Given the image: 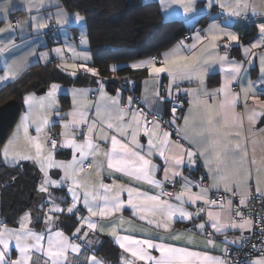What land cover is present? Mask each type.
I'll use <instances>...</instances> for the list:
<instances>
[{"label":"snow or ice","instance_id":"6c2138e0","mask_svg":"<svg viewBox=\"0 0 264 264\" xmlns=\"http://www.w3.org/2000/svg\"><path fill=\"white\" fill-rule=\"evenodd\" d=\"M166 2L180 4L185 13L196 11L195 0H161V4ZM219 6L229 16H240L249 8L246 0H234L232 4L221 0ZM42 7L44 0H28L29 11L33 8L39 11ZM57 8L55 23L67 24L69 13L59 5ZM9 10L10 4L3 0L0 3V15L5 21ZM252 11L256 13L255 5ZM51 19L32 16L31 26L36 30L47 28ZM75 19L81 21L83 17L75 13ZM7 27L12 25L8 24ZM258 29V41L244 48L245 57L254 56L252 50L264 46V21L258 25ZM5 30L0 29V32ZM224 37L229 41L239 40L238 35L214 22L204 35L199 32L196 34L195 42L188 45L187 50L183 49L181 42L163 53L159 67L155 58L132 65L133 68H146L156 83L160 75L166 73L169 78V86L165 89L168 96H171L173 85L180 93L181 82L197 83L195 88L182 90L188 97V111L182 117H177V108L173 106L172 119L167 121L168 127H164L159 112L152 111L153 105L163 103L168 98L161 96L159 89L151 97L144 96L143 102L149 108L145 112L141 108H132L131 96L127 105H124L119 94L109 96L101 84L100 97L95 102L88 99V90H73V107L66 113L68 118L61 125L62 139L58 145L54 137L47 136L45 129L49 125V109L56 104L55 95L59 85L52 84L47 96L38 100L32 95L24 97L29 115L32 116L31 122L36 126V136L29 135V115H25L21 127L28 150L17 151L16 140H10L3 148V158L5 163L13 165L20 161H32L39 166L43 179L38 191L48 198L40 207L47 210L42 212L44 223L40 230H36L33 220L39 222L41 213L33 210L25 211L20 216L17 228L0 224V264H107L95 254L85 252L86 247L92 248L98 243L89 238L90 234L96 232L111 236L122 249L125 255L121 256V264H238L226 259L229 249L227 246L221 248L214 235H223L226 243H240L244 239L243 232L251 231L254 226L251 215L245 216L241 209L255 199L264 204V159L259 162L254 156L250 159L248 152L249 136L254 137L257 131L264 132V128H256L257 123L264 118V99L261 98L264 91H258L250 79L246 85L240 84L239 91L233 88V83L240 79L244 62L229 60L227 54H216L217 42ZM80 41L82 44L86 42L83 33ZM205 41L204 47L197 50V45ZM9 46H0V53H4ZM68 50L72 52L74 61L90 59L87 53H78L71 45H68ZM54 51L63 61L57 67L66 72L71 69L70 75L75 76L81 69L93 76L98 74L95 68L86 67L83 63L64 61L63 49L56 48ZM42 56L46 57L47 54ZM259 59L260 81L264 84V52ZM217 63L223 79L219 87L209 90L205 85V76L208 68ZM22 68L23 64L17 60L6 64L0 82L15 79ZM93 104L95 118L90 120L89 109ZM241 104L243 109L238 110ZM56 115L60 113L57 111ZM83 127H86V131ZM173 133L176 139H173ZM78 136L83 139H78ZM141 137L147 138L146 146L141 142ZM251 143L255 148L258 141L252 139ZM58 147L71 149V159H56ZM32 149L35 154H32ZM155 157H159L163 164L155 163ZM201 159L207 169L204 178L211 180L208 186L193 185L183 175L184 167L192 168ZM253 165L256 166L254 191L249 183L253 178ZM51 169H59L63 175L59 179H52ZM161 170L163 178L158 179L157 173ZM105 173L108 178H112V183L105 182ZM117 175L126 178L128 183H118ZM177 177L183 181L179 191H164L165 182L175 186ZM65 185L71 195V203L63 198L57 203V198L49 188L62 189ZM143 185H147L148 190H144ZM193 186L198 187L199 191L193 192ZM152 189L159 191L153 192ZM221 189L225 196L213 198V193ZM236 197H239V205L234 208L233 200ZM81 202L83 209L87 210V216L78 215L82 211L78 208ZM62 204L67 207H62ZM193 206H197L195 210H189ZM125 208L132 209L133 217L145 222L147 227L137 228L131 220L125 221L122 215ZM65 212L77 220L78 226L71 236L57 227L61 222L57 214ZM117 214L121 215L117 217ZM177 218L188 221H194L195 218L201 222L193 223L196 232L188 229L174 231L173 225ZM105 220L109 223H102ZM259 222L262 225L260 231L264 234V216L259 218ZM125 224H128L127 228H124ZM209 227L213 231H208ZM121 229L126 234H120ZM227 229H238L241 236L228 241ZM137 232L141 235L137 236ZM197 233L204 239L198 240ZM252 247L255 248V245ZM208 249L219 250L224 256L212 255ZM260 252V256L252 259L250 264H264V248Z\"/></svg>","mask_w":264,"mask_h":264},{"label":"crops","instance_id":"0c3cea01","mask_svg":"<svg viewBox=\"0 0 264 264\" xmlns=\"http://www.w3.org/2000/svg\"><path fill=\"white\" fill-rule=\"evenodd\" d=\"M3 0H0V3H2ZM7 2L10 4V10L8 13V19L5 21L4 17L0 15V29H6L3 32H0V46L3 45H9L7 50L4 53H0V76L4 75V70L6 64L11 63L13 60L20 61L23 64L22 71L19 73L18 76H20L24 71H26L28 68L38 65V64H47L50 61L55 62V65L61 64L63 61H61L60 56L54 51L56 48L63 49V55H64V61L68 63H78V64H85L88 63L90 66L91 58L88 61L83 60H73L72 59V52L68 50V45L73 46L78 53H89L90 52V46L86 35V28H81L79 25V21H76L75 19V13L70 12L62 3V0H44V7L40 8L39 11H37L35 8L32 9V11L28 10V0H7ZM35 2V0H34ZM162 18L165 20H182L186 28L188 29V32L191 35V38L189 41L185 42L182 37L178 38L176 41H174L172 44H170L168 47L164 48L159 54H155L159 57L157 60V66L159 67V62L163 59V53L169 52L173 48H175L177 45H180L181 42H183V49L187 50V46L193 44L194 37L199 32L200 35H204L206 29L208 26L212 23H217L221 27H224L228 29L229 31L235 33L238 35L239 40L238 41H229L227 37H224L221 41H218V47L215 50L216 54L220 56H224L227 54L229 60H235L237 62L243 61L244 67L243 70L240 73V79L237 82L233 83V88L236 91H239L240 84H247V81L250 79L252 80L258 91H264V84L260 81V59L259 56L262 52H264V46H262L261 50L260 48L253 49L252 51L255 53L254 56L245 57L244 56V48L250 47L252 43H256L258 41L259 37V29L258 25L264 21V0H246V2L249 5V8L247 12L242 13L240 16H229L226 11L220 8L219 4L221 0H211V6H209V0H195V7L196 11L185 13L183 10V7H181L180 4L170 3L166 2L165 4H161V0H158ZM225 2L232 4L234 3V0H225ZM57 5H59L60 8L64 9L67 13H69V20L67 24L64 25H57L55 23V16L57 13ZM255 5L256 7V13L253 14L252 6ZM36 16L38 18H44L48 19V17H51L52 19L49 22V26L44 29L36 30L31 26V17ZM13 17L17 18V24H13L11 22V19ZM20 21H27L28 23L25 24H19ZM8 24H11L12 27H7ZM85 36L87 39L85 43H81L80 37L81 34ZM75 40V42L73 41ZM228 42V44H226ZM207 43L205 41L203 44L197 45V50L204 47V45ZM228 47H225V46ZM77 46L80 48L77 49ZM47 54L46 57L42 56V54ZM91 53V52H90ZM89 56V55H88ZM54 57L57 58V60H54ZM154 55L133 59L124 63H117V64H111L109 66V80L114 81L117 86L114 92H111L107 89L106 82L102 81V79L97 74L96 76H93L91 73L85 72L83 69L77 71L76 75H79V73H85V74H91L95 79L94 82H88L83 85H63L59 82H54L55 84L59 85L58 90L56 91L55 99L56 104L54 108L49 109L48 112V119H49V125L45 129V132H62L63 129L61 127L64 120H66L68 117L66 116V113L72 110L73 104V90L74 89H84L88 90V99L90 101L95 102L100 97V86L101 84L104 87V91L109 96H117L119 94V97L121 99V93L131 84L132 80L134 79V75H128V74H117L118 70L121 68L127 67L130 68L133 71H138L137 73L141 75L139 79V97H140V106L138 108L143 109L145 112L149 111V108L144 104V96L148 95L151 97L152 93L159 89L161 96H168V93L165 91V89L169 86V78L166 73H162L160 77L158 78V83L154 82L153 78L149 75L146 68H133L132 65L134 63H138L140 61H145L148 59L153 58ZM248 60H251L252 62L249 63ZM91 67V66H90ZM58 68V67H57ZM93 68V67H92ZM60 69V68H59ZM114 69V70H113ZM62 70V69H61ZM64 71V70H62ZM65 73L70 74L71 69ZM17 76V77H18ZM72 76V75H71ZM73 76V77H75ZM16 77V78H17ZM92 77V78H93ZM15 78V79H16ZM15 79L9 78L7 81L0 82V89L7 85L8 83L14 81ZM223 79V73L220 71V65L213 64L208 68V72L205 76V85L206 87L211 90L214 88L219 87L220 83ZM147 81V84L145 83ZM52 83V84H54ZM48 85L45 92L38 93V92H30L27 93L25 96H35L37 100L40 97H46L47 93L49 92L51 85ZM179 87L181 89L180 93H177L175 85L171 88V96H168V98L163 101V103H157L153 105L152 111L153 112H159L160 116H163L169 120L172 119V113H171V105L176 103L181 98L186 99L185 107L180 114L179 117H182L184 114L188 111V104L187 100L188 97L184 95L183 89L187 88H195L197 87V83L193 81L192 83H189L188 81L181 82L179 84ZM68 96V103L67 106L63 107L62 102L60 100L61 96ZM24 96V97H25ZM127 97V96H126ZM262 99H264V95L261 96ZM45 103L47 104L48 101L45 100ZM122 103V102H121ZM251 103V101H249ZM136 109V108H135ZM134 109V110H135ZM243 105L241 104L238 110H242ZM59 112L60 115L57 116L56 112ZM34 114V113H33ZM25 115H29V107L24 102V108L19 113L14 125L12 126V129L2 145L0 146V156L3 161V163L7 167H17L22 165L23 163H28L29 167L32 169V174L34 172V176L36 179V185H35V192L34 197L39 198L38 202L35 204L33 201L28 202L29 207L23 210L20 215L16 218V221L14 224H8L4 222L1 218L0 213V224H6L10 228H17L19 227V224L17 223L20 216L25 212L29 210H33L34 212L41 213V219L39 222H37L35 219L33 220V224L35 225L36 230H40L43 227V216L42 212L46 211L47 208L41 209V204L46 201L48 198L46 194L40 193L38 191V186L42 182L43 174L40 172L39 166L32 161H20L18 164L13 165L11 163H5L3 158V148L10 140H16L15 149L17 151H27L28 150V144L26 140L24 139L23 135V128L21 127L23 123V118ZM89 117L90 120L95 118V106L93 104L92 107L89 109ZM32 116L29 115V127L28 132L31 136H36L35 131V124L31 122ZM248 128L247 122H245V129ZM257 129L264 128V118H261V121L257 123L256 125ZM83 130L86 131V127H83ZM78 139H83L82 136H78ZM173 139H176L175 133H173ZM252 139H255L258 141V143L255 145V148H253V145L251 143ZM141 142L147 145V138L141 137ZM102 143V142H101ZM48 146V145H47ZM103 147V143H102ZM32 154H35L34 149L31 150ZM248 152H249V158L251 159L253 156L256 158V160L259 162L261 159H264V132L257 131L256 135L254 137L249 136V143H248ZM56 159L58 160H69L71 159V149L68 148H58L56 150ZM91 159V158H90ZM98 159H103V157H98ZM154 162L157 164L162 165L163 161L159 159V157L154 158ZM255 165L252 166V179L249 181L250 185L253 188V191L255 189ZM50 175L52 179H59L63 173L59 169H51ZM183 175L190 179L193 183V185L196 184H203L204 186H208L211 184L210 179H205L204 177L207 176V169L203 166V160H198L196 165L192 168L184 167L183 168ZM38 176V179L36 178ZM105 182L106 183H112V178L107 177V173H105ZM84 178L83 175L81 177ZM94 178V177H93ZM157 178L162 179L163 178V171L157 173ZM118 183H128L126 178H119L117 175L116 177ZM179 183H182L180 177L176 178ZM206 181V184L203 183V181ZM139 186V185H134ZM144 190H148L147 185L142 186ZM49 191L53 194L54 197L57 198L56 202L60 203L61 198L66 199L68 203H71V195L67 191V185H65L62 189L60 188H49ZM151 191L156 192L159 191L158 189H152ZM193 192H198L199 188L193 186L192 188ZM223 190L221 189V191ZM217 193V192H214ZM213 193V194H214ZM43 197V200H42ZM124 198H127V194H124ZM1 199V198H0ZM174 202V201H173ZM1 205V201H0ZM239 205V197L238 199L233 200V207H237ZM199 206V204L197 205ZM193 206L189 210L194 211L195 207ZM62 207H67L66 204H62ZM78 208L82 209L78 215L87 216V210L83 209L82 202L78 204ZM64 214V213H63ZM65 214H67L65 212ZM60 216L61 221V215ZM121 214H117V217H119ZM123 218L125 221L131 220L133 225L137 228H140L141 226H146L145 222L139 221L138 218H134L132 215V209L125 208V210L122 213ZM96 219V218H93ZM206 219V217H205ZM239 219V218H237ZM200 223L201 220L195 219L194 221H188V220H180L179 218L176 219L173 230L174 231H184L185 229H188L190 232H196L197 230L193 227V223ZM104 224H108L109 222L107 220L102 221ZM32 226V225H30ZM78 226V225H77ZM60 229L64 230V228L59 223L57 225ZM128 224L124 225V228H127ZM87 230V229H85ZM65 231V230H64ZM208 231H213L210 227L208 228ZM249 231H244L243 236H245ZM227 239L228 241L235 240L241 236V232L238 229H227ZM66 235L71 236L72 233H68L65 231ZM120 234H126L123 229L120 230ZM137 236H140L141 233L137 232ZM90 239H94L98 241V243L94 244L92 248H85V252L89 255L95 254L98 258H101L107 262V264H121V256L125 255L122 251V249L119 248V246L114 242L113 238L109 235H106L101 232H96L94 234H90ZM109 239L112 241L119 249V259L116 262L107 261L102 255L98 253V249L100 246L104 243V239ZM197 239L202 240L204 239V236L197 233ZM214 239L217 241V243L220 245L221 248L225 247L226 245H237L239 243H226L225 238L223 235H214ZM82 243V241H80ZM210 254L212 255H218L221 256L222 252L219 250H212L208 249ZM158 255V253H156ZM259 256L254 257L253 259L257 258ZM15 258V256H13Z\"/></svg>","mask_w":264,"mask_h":264},{"label":"trees","instance_id":"16d2710c","mask_svg":"<svg viewBox=\"0 0 264 264\" xmlns=\"http://www.w3.org/2000/svg\"><path fill=\"white\" fill-rule=\"evenodd\" d=\"M62 3L70 12L85 15L86 35L91 52L90 66L97 70L111 92L117 86L108 78L111 64L155 56L188 32L182 20L162 18L158 0H62ZM137 72L127 67L118 70L117 74L134 75L135 79L121 93L122 99L129 93L139 97L138 81L141 75ZM92 77L85 73L73 77L57 68L53 61L38 64L0 89V105L15 99L21 112L27 93L38 92L54 82L83 85L94 82L95 78ZM60 100L63 107L67 106L68 96H61ZM11 129L12 127L7 130L4 140ZM31 170L28 163L7 167L0 156V213L2 220L8 224H14L18 215L29 207L27 201L30 194L35 192L36 185ZM60 224L66 232L72 233L77 227V220L64 213ZM98 253L111 262H116L120 254L118 247L107 238Z\"/></svg>","mask_w":264,"mask_h":264},{"label":"built area","instance_id":"2783aa9c","mask_svg":"<svg viewBox=\"0 0 264 264\" xmlns=\"http://www.w3.org/2000/svg\"><path fill=\"white\" fill-rule=\"evenodd\" d=\"M11 22L16 25L17 24L16 18L13 17L11 19ZM182 38L185 42H187L190 40L191 35L189 32H187L182 36ZM226 44H228V42H226ZM261 49L262 48H260V50ZM153 58H155L156 61L159 59V57L157 55H155ZM54 60H57V58L54 57ZM130 96L133 98L132 108L133 109L138 108L140 106V98L137 95L132 94V93H129L125 99H122V97H121L122 104L127 105L128 98ZM185 103H186V99L181 98L176 103L171 105V109L173 106H176V108H177L176 116L177 117H179L180 114L182 113V111L185 107ZM171 113H172V111H171ZM160 118H161L162 123L164 124V127H168L167 121H169V119H167L163 116H160ZM60 134H61V132H49L48 137L49 138L54 137L57 140L58 145H59V142L62 139ZM46 144H47V142H46ZM48 146H50V144ZM203 183L206 184V181L204 180ZM179 188H180L179 181H178V183L175 184V186L171 182H165L164 191L175 193L176 191H179ZM224 196H225V194L223 192H217V193L213 194V198H217V199L223 198ZM234 199L237 200L238 197H236ZM241 210L244 212L245 216H248L249 214L251 215V217L253 218V221H254V226H253L251 231H249L245 236H243L244 239L239 244H237V245H226L229 249L227 256H226V259L228 261H236V262H238V264H250V261L254 257L260 256V254H261L260 249L264 248V234H262L260 231V228L262 225L259 222V218L261 216H264V204H262L259 199H255V200L250 201L249 204L247 205V207H244ZM252 245H255V248H253ZM221 256H224L223 252H222Z\"/></svg>","mask_w":264,"mask_h":264},{"label":"water","instance_id":"95a60500","mask_svg":"<svg viewBox=\"0 0 264 264\" xmlns=\"http://www.w3.org/2000/svg\"><path fill=\"white\" fill-rule=\"evenodd\" d=\"M45 90L46 88L43 87L38 90V93L45 92ZM19 113L20 106L15 99H11L0 105V144L4 140L7 130L14 125ZM32 175L34 176V172ZM36 178L38 179V176ZM28 200L36 204L39 198H35L34 192H32Z\"/></svg>","mask_w":264,"mask_h":264},{"label":"rangeland","instance_id":"374dc122","mask_svg":"<svg viewBox=\"0 0 264 264\" xmlns=\"http://www.w3.org/2000/svg\"><path fill=\"white\" fill-rule=\"evenodd\" d=\"M80 14V13H79ZM80 16H82L83 17V19L81 20V21H79V25L81 26V28H86V18H85V15H83V14H80ZM16 18V17H15ZM16 20H17V18H16ZM86 30H87V28H86ZM87 40V39H86ZM74 42H75V40H73ZM76 43V42H75ZM89 44V43H88ZM77 49L79 50L80 48L77 46ZM88 55H89V57L91 58V53L89 52L88 53ZM85 66L86 67H90L89 66V64L88 63H85ZM90 68H92V67H90Z\"/></svg>","mask_w":264,"mask_h":264}]
</instances>
